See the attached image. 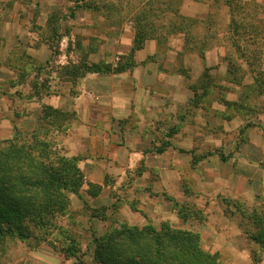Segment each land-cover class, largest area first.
<instances>
[{
    "label": "rangeland",
    "instance_id": "374dc122",
    "mask_svg": "<svg viewBox=\"0 0 264 264\" xmlns=\"http://www.w3.org/2000/svg\"><path fill=\"white\" fill-rule=\"evenodd\" d=\"M146 2L148 0H0V141L13 138L17 132L29 135L41 124L49 131L47 139L56 141L65 157L81 159L78 166L87 183L99 185L90 181V176L87 178L91 172L94 180L104 179L98 197L88 195L86 184L79 196H69V209L55 220L66 232V238L75 242L76 258H65L63 249L66 247L59 241L60 231L50 229L47 234H40L45 241L5 240L0 244V264H48L63 258L68 264H96L95 237H103L122 224L137 227L152 224L159 228L165 222L174 229L200 234L206 228L210 240L209 243L203 241L205 248L217 254L223 264H264V250L248 239L236 217L227 214L223 204L224 198H237L236 190L243 187V195L238 198L248 205L259 206L264 201V96L250 93L247 100L250 107L244 109L228 108L222 103L223 100L235 103L238 96L245 93L227 81V52L246 70L245 85L253 83L255 73L247 66V60L233 50L226 32L228 24L220 17L216 27L222 49L208 51L205 61L183 51L178 57L174 56L178 62L175 61L173 71L181 74L182 87L177 84V88L182 89V96L179 97L178 91L176 107H170L173 112L155 123L156 127H147L145 133L150 136L145 146L147 156L135 162V166L111 160L102 170H97L88 155L73 156L74 150L68 152L62 140L70 129L57 135L41 120L43 106H51L48 100L59 97L62 87L65 89L63 82L71 84L70 95H74L78 83L91 75L77 80L66 74L64 67L87 62L116 68L128 62L130 53H119L116 38L126 26H133L138 14L148 9ZM259 7L250 5L238 16L243 18L249 14L264 22V15H259L264 13V2L259 3ZM254 24L258 28L254 40L251 42L246 35L239 43L246 48L248 60L254 63L252 68L264 70V23L256 20ZM178 41L174 42V51L181 45ZM206 69L211 76L209 94L196 104L195 93L189 86L201 87ZM34 82L40 98L29 100L28 96L34 93ZM198 92L203 93V89ZM53 95L56 97L52 98ZM65 112L69 116L56 125L74 124L76 112ZM248 124L252 126L244 129ZM191 153L206 157L193 165ZM221 156L227 161H222ZM94 162L101 166L100 160ZM173 201L200 210L205 218L203 224L192 219L184 222L177 216ZM103 208L106 209L105 220L94 218L95 211L103 215ZM235 229L242 235L233 241L234 249L225 241L220 245L218 236ZM243 237L248 240L249 254H243L246 248Z\"/></svg>",
    "mask_w": 264,
    "mask_h": 264
},
{
    "label": "trees",
    "instance_id": "16d2710c",
    "mask_svg": "<svg viewBox=\"0 0 264 264\" xmlns=\"http://www.w3.org/2000/svg\"><path fill=\"white\" fill-rule=\"evenodd\" d=\"M183 1L148 0L145 3L148 9L145 8L133 21L134 41L127 63L114 68L109 64L81 62L79 65L64 67L65 73L77 80L88 74H120L135 67V54L145 47L147 41L154 40L159 47H164L180 36L184 38L183 53L196 54L205 61L208 51L213 47H222V43L217 41V18L213 19V23L212 18L199 22L184 17L179 13ZM222 3L229 9L230 15V23L226 29L228 40L236 54L247 60V66L255 73L253 83L245 85L246 70L227 52V81L240 87L245 93L244 96H238L235 103L226 100L222 103L228 108L238 106L244 109L250 107L247 102L250 93L264 96V70L261 61L258 64L260 69L252 68L254 63L248 60L246 48L239 41L249 35L252 42L255 30L258 29L254 23L256 20L259 24L264 22L249 14L243 18L238 16V13L244 12L250 5L258 8L259 3L256 0H223ZM262 14L264 15H259ZM200 26L202 29L193 32ZM53 32L57 36L55 29ZM255 55L254 52L251 53L253 60ZM202 78L201 87L189 86L195 93L196 104L209 94L211 76L207 69ZM32 87L34 93L30 98L39 99L36 82ZM199 89H203V93L200 94ZM66 116H69L67 112L45 105L41 120L51 126V130L58 135L71 128L69 123L56 125L58 121L63 122ZM251 126L252 124H248L244 129ZM48 135L49 131L39 124L29 135L17 132L13 138L0 141V244L8 238L45 241L40 234L57 229L61 236L59 241L66 247L63 249L65 258H76L75 242L66 238V232L55 224V220L66 214L70 207L71 194L79 196L87 184L88 195L96 198L101 194L103 187L87 183L78 166L81 159L65 157L62 150L57 148L56 141L47 139ZM191 155L193 165H197L206 157H198L194 153ZM221 159L227 161L223 156ZM223 204L225 212L236 217L237 224L248 239L264 250V201L262 205L250 206L237 197L224 198ZM173 205L177 216L184 222L192 219L203 224L205 218L200 210L184 206L177 201H173ZM98 212L95 211L93 217H103L101 219L105 220L106 209L101 210L102 216H99ZM94 245L96 264H223L217 254H211L205 248L200 233L174 229L167 222L162 223L159 228L152 224L145 227L122 224L103 237H95Z\"/></svg>",
    "mask_w": 264,
    "mask_h": 264
},
{
    "label": "crops",
    "instance_id": "0c3cea01",
    "mask_svg": "<svg viewBox=\"0 0 264 264\" xmlns=\"http://www.w3.org/2000/svg\"><path fill=\"white\" fill-rule=\"evenodd\" d=\"M256 1L264 2V0ZM222 2L223 0H184L179 13L199 22H206L211 18L213 22V19L220 17L223 23L229 25V9ZM116 39L119 53L123 55L130 53L134 41L132 26H126ZM174 39L166 45L168 48L165 50L159 47L156 41H147L145 47L135 54V67L121 74L88 75L78 83L74 95H70L71 84L62 83L65 84V89L62 87L61 92H57L59 97L55 100L49 99L47 104L77 114V119L71 125L68 135L62 140L68 152L74 150L73 156L88 155L90 161L100 160L101 166L91 161L92 166L97 170H102L105 163L111 160L135 166L138 160L147 156L145 146L150 141V136L145 130L147 127L155 126L173 112L170 107H176L178 91H180L179 97L182 96V89L177 88L182 83L181 74L173 70H175V61L178 62L175 57H178L179 52L182 51L184 38L180 36ZM176 40H179L181 45L174 51ZM206 59L208 60V56ZM169 80L172 83L168 82ZM31 96L33 94L28 96L29 100H38L36 97L30 98ZM54 97L56 96L53 95L52 98ZM20 98L24 99L22 96ZM87 176V178L91 177L90 181L103 185L102 177L94 180L92 172ZM243 188L236 190L238 197H242ZM203 230L202 240L209 243L207 229ZM239 235L242 234L238 229L231 230L230 234L224 236L219 235V244L223 246L225 241L230 249H234L233 241L238 239ZM243 243L245 247L248 246L247 238L243 237ZM243 254H249L247 247L243 250ZM68 262L63 258L48 264H68Z\"/></svg>",
    "mask_w": 264,
    "mask_h": 264
}]
</instances>
